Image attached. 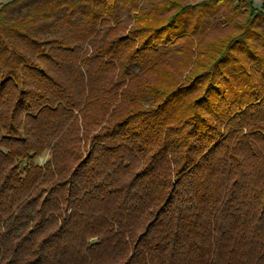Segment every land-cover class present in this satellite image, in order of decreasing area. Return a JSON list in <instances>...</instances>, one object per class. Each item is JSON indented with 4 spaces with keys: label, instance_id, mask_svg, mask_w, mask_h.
I'll list each match as a JSON object with an SVG mask.
<instances>
[{
    "label": "trees",
    "instance_id": "16d2710c",
    "mask_svg": "<svg viewBox=\"0 0 264 264\" xmlns=\"http://www.w3.org/2000/svg\"><path fill=\"white\" fill-rule=\"evenodd\" d=\"M0 264H264V0H0Z\"/></svg>",
    "mask_w": 264,
    "mask_h": 264
},
{
    "label": "rangeland",
    "instance_id": "374dc122",
    "mask_svg": "<svg viewBox=\"0 0 264 264\" xmlns=\"http://www.w3.org/2000/svg\"><path fill=\"white\" fill-rule=\"evenodd\" d=\"M1 1H5V0H1ZM186 2H191V3H194V2H197L199 0H185ZM254 4L259 7L260 4H261V0H254ZM228 14L229 11L227 8H220L218 10V14ZM223 28V27H222ZM220 31L224 32V33H227V32H230L231 31V27H226V28H223V29H220ZM49 157V154L48 153H45L39 160L41 162L45 161L47 158Z\"/></svg>",
    "mask_w": 264,
    "mask_h": 264
}]
</instances>
